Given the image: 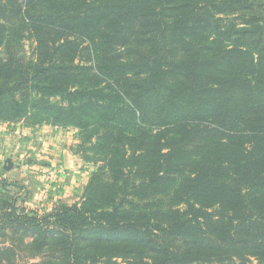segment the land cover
Segmentation results:
<instances>
[{
  "label": "trees",
  "instance_id": "1",
  "mask_svg": "<svg viewBox=\"0 0 264 264\" xmlns=\"http://www.w3.org/2000/svg\"><path fill=\"white\" fill-rule=\"evenodd\" d=\"M23 119L96 169L43 213L3 178L0 264H264V0H0Z\"/></svg>",
  "mask_w": 264,
  "mask_h": 264
},
{
  "label": "rangeland",
  "instance_id": "2",
  "mask_svg": "<svg viewBox=\"0 0 264 264\" xmlns=\"http://www.w3.org/2000/svg\"><path fill=\"white\" fill-rule=\"evenodd\" d=\"M79 142L72 127L0 122V181L10 183L17 204L40 213L80 202L96 165L81 155Z\"/></svg>",
  "mask_w": 264,
  "mask_h": 264
},
{
  "label": "crops",
  "instance_id": "3",
  "mask_svg": "<svg viewBox=\"0 0 264 264\" xmlns=\"http://www.w3.org/2000/svg\"><path fill=\"white\" fill-rule=\"evenodd\" d=\"M48 129H51V131H53L54 132V130L55 129H57L56 127H53V126H51V128H48ZM43 130V129H42ZM55 131H57V130H55ZM67 134H69V131H68V133ZM70 134H72L73 135V133H70Z\"/></svg>",
  "mask_w": 264,
  "mask_h": 264
}]
</instances>
